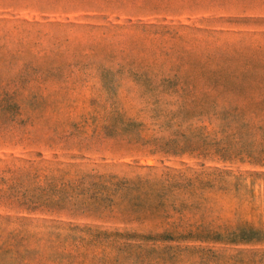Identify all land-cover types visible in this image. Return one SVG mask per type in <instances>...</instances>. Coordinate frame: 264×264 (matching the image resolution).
Wrapping results in <instances>:
<instances>
[{
	"label": "rangeland",
	"instance_id": "obj_1",
	"mask_svg": "<svg viewBox=\"0 0 264 264\" xmlns=\"http://www.w3.org/2000/svg\"><path fill=\"white\" fill-rule=\"evenodd\" d=\"M0 264H264V0H0Z\"/></svg>",
	"mask_w": 264,
	"mask_h": 264
}]
</instances>
